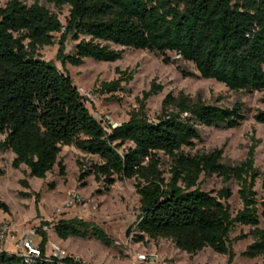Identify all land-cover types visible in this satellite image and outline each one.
<instances>
[{
  "label": "trees",
  "instance_id": "obj_1",
  "mask_svg": "<svg viewBox=\"0 0 264 264\" xmlns=\"http://www.w3.org/2000/svg\"><path fill=\"white\" fill-rule=\"evenodd\" d=\"M40 1L57 10L68 7L65 24ZM56 35V59L62 69L38 53L53 46ZM67 40L76 43L71 54L65 53ZM125 49L147 51L165 65L192 64L197 74L176 65L184 78L214 80L231 91L261 92L264 0H37L31 5L7 1L0 7V134L5 135L0 150L13 153L11 167L24 166L27 178L45 179L56 166L64 178L65 166L58 157L63 147H73L97 158L89 166L76 162L81 187L92 176L102 184L97 193L103 195L116 181L135 180L139 214L133 243L168 240L189 258L208 248L227 256L231 264L233 242L250 238L240 256L264 261V197L257 199L255 191L258 179L264 189V174L254 165L258 142L253 139L245 160L235 166L222 163L221 149L200 155L183 151L200 140L199 127L238 128L245 120L243 105L223 108L168 94L160 114L151 120L146 101L162 91L153 81L127 121L114 128L103 125L89 111L64 66L79 67L85 60L114 63ZM115 73L117 79L99 84L98 95L112 97L122 91L135 71L116 69ZM253 119L264 127V110L256 111ZM161 155L170 161L168 177L161 169ZM201 175L219 177L224 186L215 193L205 192L199 187ZM232 180L242 206L234 215L227 204L232 196L227 185ZM21 183L28 188L25 179ZM0 209L7 213L2 202ZM50 225L62 241L88 237L108 248L114 244L94 224L77 219L42 221L35 230L41 238V256L33 264L58 263L44 255L48 238L43 227ZM236 226L250 230L230 239ZM70 259L66 256L63 263ZM0 264L22 263L14 254L0 251Z\"/></svg>",
  "mask_w": 264,
  "mask_h": 264
},
{
  "label": "rangeland",
  "instance_id": "obj_2",
  "mask_svg": "<svg viewBox=\"0 0 264 264\" xmlns=\"http://www.w3.org/2000/svg\"><path fill=\"white\" fill-rule=\"evenodd\" d=\"M9 0H0L3 7ZM37 0H24L26 5H31ZM50 12L56 14L62 24L68 16V7L57 10L53 5L39 2ZM58 35L55 44L44 47L38 51L45 61L53 62L58 69H62L61 62L56 59ZM76 43L67 40L65 53L71 54ZM116 48V47H113ZM119 49V48H117ZM171 59H176L173 53H169ZM176 65L182 66L187 71L197 74L192 64L181 63L165 65L161 58L147 51L125 49L122 59L114 63H99L85 60L79 67L66 64L64 69L68 72L77 88L91 91L96 90L101 82H108L118 78L116 69L120 71H135L133 80L128 84H122L123 90L112 97L98 95V99L88 105L89 111L96 117L108 121L110 124H121L128 120L129 112L137 107V101L142 98V93L150 89L154 81L160 85L162 91L151 96L146 101V113L149 119H154L161 112L163 99L172 94L174 97L183 94L192 102L200 100L206 104H213L223 108H232L235 103L243 105L245 120L236 129L221 130L215 128L199 127L200 140L195 142L192 148H183L190 155L206 154L215 149L222 150V163L235 166L246 158L249 147L256 140L254 165L264 174V127L257 124L253 116L258 110H264V90L261 92L247 93L243 91H231L224 85L210 79L198 77H182L176 69ZM5 135L0 134V143ZM14 155L10 151L0 150V169L4 175L0 177V202L7 207V213L0 209V225L9 224L10 236L1 248L10 253H15L14 243L25 233L35 232L42 221L54 224L59 220L77 219L85 223L94 224L109 236L114 244L105 247L93 238L70 237L65 241L60 240L54 234L52 225L43 229L48 238V250L51 245L58 246L64 253L80 257L93 264H138L136 255L153 252L161 258H165L167 264H228V257L219 255L206 248L193 258L176 250L170 241L164 239L147 240L144 243L135 244L132 238L135 234L134 225L139 214L138 196L135 193V180L116 181L110 191L100 195L102 184L94 182L93 177L86 178L84 187L78 183L79 171L76 165L80 161L82 165L89 166L96 162V157L84 155L73 147H63L58 159L65 166L66 176L60 177L56 166L48 173L45 179L27 178L24 166L18 170L11 167ZM161 169L168 177L170 161L162 156ZM26 180L28 188L21 183ZM199 187L205 192H217L224 186L221 179L216 176H200ZM53 184V189L50 185ZM232 196L227 201L230 212L234 215L242 208L235 181L227 185ZM257 199L264 197V189L261 187V179L255 184ZM31 194L25 197L23 194ZM38 194V202L35 195ZM129 230L128 236H126ZM249 227L236 226L230 234L234 239L240 233L247 234ZM34 246H39V236L30 234ZM247 238L233 242L232 250L235 255L231 264H264L262 259L254 261L243 258L240 253L251 243Z\"/></svg>",
  "mask_w": 264,
  "mask_h": 264
},
{
  "label": "built area",
  "instance_id": "obj_3",
  "mask_svg": "<svg viewBox=\"0 0 264 264\" xmlns=\"http://www.w3.org/2000/svg\"><path fill=\"white\" fill-rule=\"evenodd\" d=\"M78 92L83 97L87 105L95 102L98 99V94L86 91L78 88ZM97 121L102 122L103 125L110 124L106 120H102L95 115H93ZM112 128L116 127L119 124H110ZM43 229H47L43 227ZM9 224L0 225V251H4L1 247L7 243L8 237L10 236ZM36 232L29 231L25 232L15 243V253L14 255L21 259L22 264H33V262L41 256V250L39 246H34L30 234H35ZM37 235V234H36ZM40 241L41 238L39 237ZM48 243L44 247V255L46 257L53 256L57 260V264H64L63 260L66 256H70V261L67 264H93L91 262H86L78 256L64 253L58 246L52 244L51 251L48 250ZM6 252V251H5ZM8 253V252H7ZM10 254V253H9ZM136 262L138 264H167L165 258H161L157 253L147 252L136 255ZM100 264V263H99Z\"/></svg>",
  "mask_w": 264,
  "mask_h": 264
},
{
  "label": "crops",
  "instance_id": "obj_4",
  "mask_svg": "<svg viewBox=\"0 0 264 264\" xmlns=\"http://www.w3.org/2000/svg\"><path fill=\"white\" fill-rule=\"evenodd\" d=\"M68 254V253H67ZM261 258H256V259H251V260H254V261H258L260 260Z\"/></svg>",
  "mask_w": 264,
  "mask_h": 264
},
{
  "label": "water",
  "instance_id": "obj_5",
  "mask_svg": "<svg viewBox=\"0 0 264 264\" xmlns=\"http://www.w3.org/2000/svg\"><path fill=\"white\" fill-rule=\"evenodd\" d=\"M128 234H129V230H128L127 233H126V236H128Z\"/></svg>",
  "mask_w": 264,
  "mask_h": 264
}]
</instances>
